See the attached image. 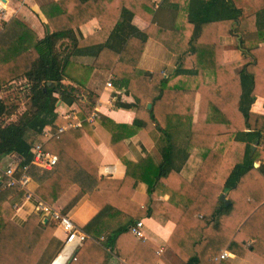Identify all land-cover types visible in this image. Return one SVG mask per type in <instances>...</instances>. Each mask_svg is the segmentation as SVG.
Returning <instances> with one entry per match:
<instances>
[{"label":"trees","instance_id":"trees-1","mask_svg":"<svg viewBox=\"0 0 264 264\" xmlns=\"http://www.w3.org/2000/svg\"><path fill=\"white\" fill-rule=\"evenodd\" d=\"M164 1L156 8V0H57L43 9L49 20L43 38L17 16L0 29V161L19 156L20 176L40 142L51 154L67 152L98 180L89 199L100 212L83 228L89 238L66 264H107L112 253L128 259L140 243L131 226L153 214L155 194L174 199L163 201L159 211L176 223L168 245L183 264H233L220 261L224 249L264 258V115L252 111L257 97H264V0H242V6L236 0ZM245 4L257 14L255 22ZM172 10L175 24H162L161 16ZM135 16L149 26L139 29ZM93 18L100 29L84 37L80 26ZM253 30L254 38L246 37ZM223 36L235 37L241 59L225 60ZM149 38L179 56L170 74L139 67ZM81 54L91 56L92 64L76 62ZM97 68L121 78L117 86L134 98L117 104L134 107L132 123L98 116L127 167L122 178L100 175L102 154L89 141L94 128L86 119L59 131L72 122L56 112L60 98L79 103L80 119L93 109L96 96L86 88ZM22 78L29 91H13L12 82ZM142 130L151 135L155 151L133 161L126 139ZM194 148L201 162L188 180L182 168ZM140 182L148 194L144 204L134 197ZM73 185L55 170L34 193L54 205ZM225 193L229 205L221 199ZM25 195L0 171V264H51L64 247L55 235L57 222L49 216L44 222L38 209L24 224L16 222L13 204Z\"/></svg>","mask_w":264,"mask_h":264},{"label":"crops","instance_id":"crops-1","mask_svg":"<svg viewBox=\"0 0 264 264\" xmlns=\"http://www.w3.org/2000/svg\"><path fill=\"white\" fill-rule=\"evenodd\" d=\"M54 2H57V0H0V8L7 11L8 19L11 16H17L34 29L40 38H43L47 33L49 21L43 9ZM236 2L238 6L243 5L242 0H236ZM257 2L260 4L261 1ZM159 5L164 6L165 1L156 0V8H158ZM244 6L250 15L251 22H255L257 14L253 12L249 4H245ZM35 10L40 12L41 17ZM258 18H260L259 15ZM261 19L263 20V16ZM160 20L162 24H167L168 26L174 25L175 11L172 10L171 15H162ZM133 24L141 30L149 26V22L139 16L133 18ZM99 29V21L93 18L80 26V33L84 37H88ZM246 37L254 38V30ZM222 42L224 44V58L226 61L241 59V50L237 47L234 36H223ZM261 45H264V42H262ZM75 61L81 65H90L93 62V58L88 54H81L75 58ZM178 63L179 56L172 54L158 41L149 38L140 59L139 67L151 72L161 70L166 74H170L175 67H177ZM111 78L114 87H107V82ZM117 79L120 80L121 78L115 77L113 72L109 69L97 68L92 72L86 88L89 93L96 96V103L91 112L97 107L100 110V117L106 116L117 123L130 124L135 118L134 107L119 106L117 104L119 100L120 102L133 103L134 98L127 93L125 87L117 86ZM64 83L82 89V85L75 83L73 80L65 79ZM14 89H23L24 92H28L27 79L22 78L12 82V90L14 91ZM115 95L118 96L119 100L111 101ZM78 97L83 102L87 101L85 95H79ZM199 102L200 96L197 95V107ZM80 110L81 107L77 101H73L66 97L59 99L56 112L61 116V113L65 112L66 115L63 117L72 119V122L65 127H78L81 126L83 120H87V117L91 114L90 112L86 118L80 119L78 117ZM252 111L264 115V97H257L252 105ZM12 117H14V115ZM88 122L92 124L94 128V136L92 135L89 141L102 154V162L99 168L100 175L122 178L126 173L127 167L111 147L112 136L110 131L104 124L100 123L98 117L94 121ZM70 124H74V126H70ZM47 132L51 135L50 131ZM181 141V138H179V142ZM126 144L128 147L127 157L133 161H140L148 152L155 151V142L146 130H142L134 136L127 138ZM254 145L257 147V143ZM197 152L198 150L196 148L191 150L182 168V174L188 180L193 178L201 162ZM57 156V163L53 167H46L45 165L33 161L27 166L25 173L29 178L28 188L34 193V189H36L38 184L43 182L55 170H59L69 177L74 182V185L64 194L55 206L62 210L63 208L67 209L69 216L83 230V228L100 212L99 207L89 199V194L96 189L98 180L90 175L67 152L63 151ZM19 160L20 157L17 155L6 157L4 160L0 161V171L2 172L9 166L16 165ZM257 163L260 165V162ZM225 195L228 200L227 193H225ZM134 197L141 204L146 202L148 194L143 182L138 184ZM39 199L40 198L34 193L32 196L27 197V195H25L18 200L16 204L19 206V209L15 210L13 219L21 225L28 221L32 214L37 212ZM76 199L77 201L70 206L71 202ZM165 200L174 202V199L169 195H153L151 203L153 214L150 217L140 219L145 223V238L136 236L140 240V243L135 246L133 252L128 256V259L121 258L117 256V254L112 253L107 264H183V260L168 245L169 238L176 227V223L159 211ZM55 235L64 243L63 239L65 237V232L62 229L57 228ZM252 242L253 240H250L247 245H251ZM107 249L111 250L110 248ZM76 250L77 249L72 246L63 247L62 251L54 258L51 264H66L70 261V257ZM225 250L229 252V256L224 259L220 258V261H231L233 264H264V258L253 251H249L245 256H239L230 252L228 249H224V251Z\"/></svg>","mask_w":264,"mask_h":264},{"label":"built area","instance_id":"built-area-1","mask_svg":"<svg viewBox=\"0 0 264 264\" xmlns=\"http://www.w3.org/2000/svg\"><path fill=\"white\" fill-rule=\"evenodd\" d=\"M8 19V13L5 9L0 8V29L2 28L3 23ZM107 87H114L112 78L107 82ZM118 101V96L115 95L111 101ZM62 116H65L66 113H61ZM100 114L99 108L95 107V109L91 112V114L87 117V120L92 122L94 121ZM79 124V123H78ZM70 126H74V124H70ZM67 127L60 128L59 131L62 132ZM47 135H50L47 132ZM33 162L40 163L42 165H45L46 167H53L57 163L58 156L51 154L50 152H47L43 149L42 143L38 142L35 144L33 148ZM20 160L17 162L16 165L9 166L4 171H2V174H4L7 177V184L8 185H19L26 191L27 197L34 195L29 188V178L26 175V168L25 166L23 168V172L20 176L16 175L17 167ZM14 209H19V206L17 204L14 205ZM37 209L42 211L43 214L46 217H51L53 220L57 222V228L62 229L65 232L64 237V247L72 246L75 249H77L79 246H81L88 238L89 235L84 232L74 221L73 219L63 213L62 209L58 208L57 206L48 204L43 202L41 199H39V205L37 206ZM131 232L136 235L139 238H145V223L143 220H138L135 222L134 225L131 226ZM229 256V252L227 250L223 251V253L220 255L221 259H224Z\"/></svg>","mask_w":264,"mask_h":264},{"label":"water","instance_id":"water-1","mask_svg":"<svg viewBox=\"0 0 264 264\" xmlns=\"http://www.w3.org/2000/svg\"><path fill=\"white\" fill-rule=\"evenodd\" d=\"M149 106H150V105H149ZM252 148L254 149V148H255V145H253ZM258 165H259V163L256 162V163H255V166H258ZM221 199L225 202L226 205H229V204H230V201L226 199V195H225V194H223V195L221 196ZM43 221H44V222H47V221H48V218H47V217L44 218ZM76 252H77V250L73 253V255L70 257L69 260H71V259H73V258L75 257Z\"/></svg>","mask_w":264,"mask_h":264},{"label":"rangeland","instance_id":"rangeland-1","mask_svg":"<svg viewBox=\"0 0 264 264\" xmlns=\"http://www.w3.org/2000/svg\"><path fill=\"white\" fill-rule=\"evenodd\" d=\"M17 87H19V86H17ZM20 91H23V89H19ZM23 104V103H22ZM22 106V105H21ZM24 107V106H23ZM23 107H22V109H23ZM178 141H179V139H177ZM16 203H14L13 204V208H14V205H15ZM63 249V248H62ZM62 251V250H61Z\"/></svg>","mask_w":264,"mask_h":264}]
</instances>
